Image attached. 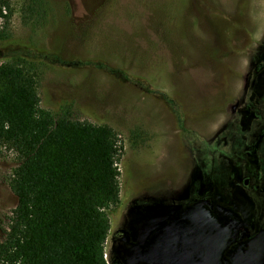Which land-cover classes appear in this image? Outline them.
<instances>
[{
    "label": "rangeland",
    "instance_id": "1",
    "mask_svg": "<svg viewBox=\"0 0 264 264\" xmlns=\"http://www.w3.org/2000/svg\"><path fill=\"white\" fill-rule=\"evenodd\" d=\"M41 1L30 19L8 0L0 65L34 75L41 110L116 133L106 261L264 264V0ZM18 165L0 146V243Z\"/></svg>",
    "mask_w": 264,
    "mask_h": 264
},
{
    "label": "trees",
    "instance_id": "2",
    "mask_svg": "<svg viewBox=\"0 0 264 264\" xmlns=\"http://www.w3.org/2000/svg\"><path fill=\"white\" fill-rule=\"evenodd\" d=\"M29 18L45 12L30 0ZM12 15L0 0V42ZM0 146L17 155L9 189L16 198L0 243V264H118L105 259L106 210L118 199L120 152L113 129L39 108L34 75L0 65Z\"/></svg>",
    "mask_w": 264,
    "mask_h": 264
},
{
    "label": "flooded vegetation",
    "instance_id": "3",
    "mask_svg": "<svg viewBox=\"0 0 264 264\" xmlns=\"http://www.w3.org/2000/svg\"><path fill=\"white\" fill-rule=\"evenodd\" d=\"M242 187H244V188L249 187V183H248L247 179H243V181H242ZM253 189H254V187H253ZM111 258H113V257H111ZM111 258H109V259H111ZM115 258H116L117 263L120 264L119 261H118V259H117V257H115ZM107 262H109V260Z\"/></svg>",
    "mask_w": 264,
    "mask_h": 264
}]
</instances>
